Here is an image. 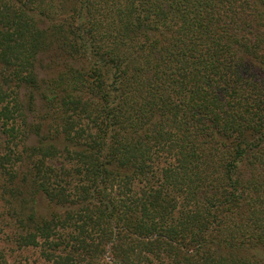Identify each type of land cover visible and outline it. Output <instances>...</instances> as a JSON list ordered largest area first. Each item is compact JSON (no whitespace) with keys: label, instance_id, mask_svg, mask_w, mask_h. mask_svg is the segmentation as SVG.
I'll return each mask as SVG.
<instances>
[{"label":"trees","instance_id":"16d2710c","mask_svg":"<svg viewBox=\"0 0 264 264\" xmlns=\"http://www.w3.org/2000/svg\"><path fill=\"white\" fill-rule=\"evenodd\" d=\"M0 264H264V0H0Z\"/></svg>","mask_w":264,"mask_h":264},{"label":"rangeland","instance_id":"374dc122","mask_svg":"<svg viewBox=\"0 0 264 264\" xmlns=\"http://www.w3.org/2000/svg\"><path fill=\"white\" fill-rule=\"evenodd\" d=\"M25 255H27V254H25Z\"/></svg>","mask_w":264,"mask_h":264}]
</instances>
